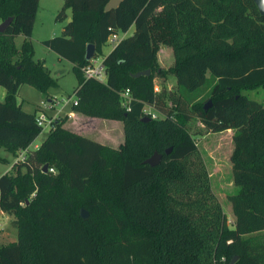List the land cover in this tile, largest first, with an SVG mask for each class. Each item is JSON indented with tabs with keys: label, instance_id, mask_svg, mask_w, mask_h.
I'll use <instances>...</instances> for the list:
<instances>
[{
	"label": "trees",
	"instance_id": "obj_1",
	"mask_svg": "<svg viewBox=\"0 0 264 264\" xmlns=\"http://www.w3.org/2000/svg\"><path fill=\"white\" fill-rule=\"evenodd\" d=\"M62 1L56 19L69 10L71 20L43 46L71 64L77 87L69 111L121 123L123 143L112 148L76 134L64 127L65 115L29 149L42 129L37 110L17 103L19 88L48 99L58 80L34 59L39 0H0V24L11 19L0 33V151L12 158L24 151L23 161L0 174V212L16 231L15 241L0 244V264H264V103L247 97L264 87V16L253 1L120 0L110 10V0ZM131 27L103 56L108 38ZM87 45L103 58L104 83L83 75ZM161 46L172 50L170 70L158 63ZM143 71L149 75L133 77ZM168 73L174 89L166 88ZM241 102L258 138L245 130L231 137L238 191L228 196L230 227L190 124L225 132L224 116ZM145 107L160 116H145ZM154 152L162 157L151 167L144 161Z\"/></svg>",
	"mask_w": 264,
	"mask_h": 264
},
{
	"label": "rangeland",
	"instance_id": "obj_2",
	"mask_svg": "<svg viewBox=\"0 0 264 264\" xmlns=\"http://www.w3.org/2000/svg\"><path fill=\"white\" fill-rule=\"evenodd\" d=\"M62 5V0H39L30 38L34 50V59L45 62V66L50 70L52 77L58 80V87L49 90L48 95H51V97L48 99H45L46 96L44 94L26 85L22 86L17 93L18 103L22 104V109L26 112L32 113L37 110L38 113L40 110L42 111L43 104L50 109L45 111V113L51 120V124L49 127H45V129L42 130L40 135L29 147L30 150H34L35 147H38L44 141L53 122L64 117L66 113L68 114L71 103H67L68 99H76L74 91L77 87V79L72 72L71 64L59 58L55 53L43 46V41L62 35L63 27L68 23L67 18L63 21L56 19L57 14L61 11ZM65 13L67 15L70 12L66 11ZM133 31L134 29L131 27L125 35H120L119 37L131 36ZM22 40V37H17L15 39L17 48L20 47ZM114 46L115 44L107 41L102 47L103 56H106ZM98 58L101 57H96L95 59ZM157 60L162 69L170 70L174 63L172 50L167 46H161L157 54ZM167 79L165 83L166 88L174 89V77L168 73ZM154 81L155 90L163 86L160 78L156 77ZM247 97L259 103H264V87L249 91ZM243 102L240 103L239 107L233 108L230 114H227V112L226 118L224 116L226 127L228 128L225 132L208 134L201 128L202 125L197 120H194L192 124H190L192 127L191 132L198 131V135L194 139L207 167L212 191L216 195L222 212L227 219V224L230 227L233 226V216L228 196L238 191V187L233 184L232 180V166L230 163V154L232 151L231 137L236 131L245 130L248 132L251 139L255 140L258 138V133L251 122L252 118L249 120V115L246 112L245 103ZM245 102H247L246 99ZM61 107H63V110L60 109ZM144 110L147 111L148 108L145 107ZM152 112L160 116V114L155 111L152 110ZM256 120L258 122L259 118ZM68 121L69 118L64 124L66 129L74 133H79L100 144L117 148L123 143L122 124L119 122H109L84 116L74 120L71 125ZM110 123L114 124L112 125ZM0 155V157L7 160L6 164H0V174H4V171H6L9 165L19 157V154L16 158H12L4 151H0ZM10 221L11 217L0 214V244H7L16 240V231L11 227ZM262 237L264 240V232L262 233Z\"/></svg>",
	"mask_w": 264,
	"mask_h": 264
},
{
	"label": "built area",
	"instance_id": "obj_3",
	"mask_svg": "<svg viewBox=\"0 0 264 264\" xmlns=\"http://www.w3.org/2000/svg\"><path fill=\"white\" fill-rule=\"evenodd\" d=\"M119 36L120 35L118 34H113L108 38L107 41L116 45L121 40ZM82 72L86 79H93L101 83H104L106 80V72L103 64V58H98V59L92 58L89 61V64L82 69ZM122 97L123 99H125L124 106L126 107L127 110H129L128 102L131 100L129 98V90H125L124 93L122 94ZM69 102H71L70 104L76 103L75 100H71V99H68L67 103ZM146 108H148V110L147 111L144 110L145 116H150L152 119H156L158 117L152 112V108L150 107H146ZM48 109L49 108L46 105L44 106L43 104L42 111L40 110L36 116V124L42 130L45 129V127H49L51 124V120L45 113V111H48ZM23 159H24V151L19 153V157L15 159L16 160L15 162H21L23 161ZM49 172L54 173V170L49 169Z\"/></svg>",
	"mask_w": 264,
	"mask_h": 264
},
{
	"label": "water",
	"instance_id": "obj_4",
	"mask_svg": "<svg viewBox=\"0 0 264 264\" xmlns=\"http://www.w3.org/2000/svg\"><path fill=\"white\" fill-rule=\"evenodd\" d=\"M253 3L255 4L256 8L258 9V12L260 15L264 16V0H252ZM120 3V0H110V2L107 4V6L105 7V10H110L113 8H116L118 6V4ZM11 22V19L5 20L4 22H2L0 24V33H3L5 31V29L8 27L9 23ZM70 22V21H68ZM93 54H94V48L92 45H87L86 47V51H85V59L87 61H90L93 58ZM149 75V71H143L140 73H137L135 75H133L134 78H138L140 76H148ZM212 106L211 102L208 101L205 105H204V111H207L208 109H210ZM144 121H149V119L147 117H145L143 119ZM170 150H167L165 152V154H169ZM161 155L158 154L157 152H154L153 155L148 158L146 161H144L145 164L151 166V167H155L157 165L160 164L161 161ZM42 172L46 173L47 172V166H43L42 168ZM80 216L83 219H86L88 217V213L85 210H81L80 211ZM235 258L231 261V264H233L235 262Z\"/></svg>",
	"mask_w": 264,
	"mask_h": 264
},
{
	"label": "crops",
	"instance_id": "obj_5",
	"mask_svg": "<svg viewBox=\"0 0 264 264\" xmlns=\"http://www.w3.org/2000/svg\"><path fill=\"white\" fill-rule=\"evenodd\" d=\"M67 11H69V10H67ZM70 12V11H69ZM66 17H67V19H68V21H70L71 20V13H69V14H67L66 15ZM123 37H125V36H123ZM123 37H121V38H123ZM20 89H21V87L19 88V91H20ZM18 91V92H19ZM49 97H51V95H49ZM4 98H5V91H4V89H2V88H0V102H2L3 100H4ZM16 100H17V103H18V98L16 97ZM19 104V103H18ZM39 106V105H38ZM60 109H62L63 110V107H61ZM58 111H59V109H58ZM66 115H68V118H69V121H68V123L71 125V123H73V121L74 120H76V119H78V118H80V117H83L82 115H79V114H75V113H71L70 111H68V114L66 113ZM159 117V116H158ZM109 122H112V121H109ZM110 124H114V123H110ZM117 127H118V125H117ZM76 134H79V133H76ZM79 135H81V134H79ZM233 135V134H232ZM121 145V144H120ZM35 148H37V147H35ZM16 161V160H15ZM15 161L14 162H12L10 165H9V167L6 169V171H4V173H7V172H9L10 170H11V167L13 166V164L15 163ZM0 214L2 215V213L0 212Z\"/></svg>",
	"mask_w": 264,
	"mask_h": 264
}]
</instances>
